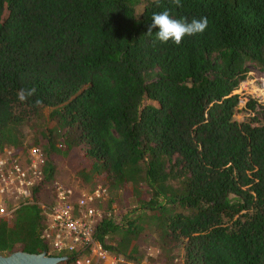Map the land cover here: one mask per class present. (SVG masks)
Returning <instances> with one entry per match:
<instances>
[{
  "label": "trees",
  "instance_id": "1",
  "mask_svg": "<svg viewBox=\"0 0 264 264\" xmlns=\"http://www.w3.org/2000/svg\"><path fill=\"white\" fill-rule=\"evenodd\" d=\"M165 9L208 27L161 44L146 32ZM249 67L264 74V0H0V153L43 155L29 203L0 218V255L54 256L43 212L58 161L82 192L108 189L91 237L109 256L140 264L153 235L149 264H264V106L233 118ZM115 192L134 206L115 211Z\"/></svg>",
  "mask_w": 264,
  "mask_h": 264
},
{
  "label": "built area",
  "instance_id": "2",
  "mask_svg": "<svg viewBox=\"0 0 264 264\" xmlns=\"http://www.w3.org/2000/svg\"><path fill=\"white\" fill-rule=\"evenodd\" d=\"M11 153L9 149L0 153V218L5 219L17 207L29 203L31 188L39 179L43 163V155L37 149L29 151L27 165L14 163ZM103 193L104 189H96L89 194L82 192L74 199L69 188L59 185L51 189L49 206L43 212L49 253L55 257L60 252L74 253L77 256L72 264H124L121 259L109 256L91 237L100 217L96 206Z\"/></svg>",
  "mask_w": 264,
  "mask_h": 264
},
{
  "label": "rangeland",
  "instance_id": "3",
  "mask_svg": "<svg viewBox=\"0 0 264 264\" xmlns=\"http://www.w3.org/2000/svg\"><path fill=\"white\" fill-rule=\"evenodd\" d=\"M144 4L145 3L143 1L135 6L136 15L141 13ZM263 79H264L263 73L257 71L254 68L249 67L246 72L244 81H242L238 85L236 90L233 92V94H236L239 96L238 98L239 101L236 107V111L233 115L234 120H236L237 122L242 121L243 118L248 115L245 109V104L248 99H253L258 104H261L262 106H264V93L261 91V88L259 86L260 81ZM47 113H48V110H44L42 112L43 116H46ZM33 133H34V130L30 128L29 124L23 128V135L25 136L27 142L32 137ZM37 150L40 151L39 149ZM18 162L24 163L23 159L18 160ZM59 185L71 189L73 192L74 199H76L82 193V191L89 188V186H80L75 181V179H73L72 173L68 169V167L64 163L57 161L55 163V172L53 175V182L47 184V187L48 188L52 187L51 189L54 190V188ZM96 189H104V193L101 194L100 198L105 196L106 192L108 191V189L101 188V187H96L95 190ZM112 197L115 200L112 204V208L115 211L120 210V211L126 212L127 210H130L134 206L135 202L132 199H127V200L122 199L119 192L113 193ZM150 237L151 238H148V237L141 238L139 242L137 243L138 253L142 258V260L140 261V264H144V263L149 264L151 262L153 263L154 260L158 256V249L153 241L155 237L153 235ZM124 264H129V263H124Z\"/></svg>",
  "mask_w": 264,
  "mask_h": 264
},
{
  "label": "clouds",
  "instance_id": "4",
  "mask_svg": "<svg viewBox=\"0 0 264 264\" xmlns=\"http://www.w3.org/2000/svg\"><path fill=\"white\" fill-rule=\"evenodd\" d=\"M171 3L177 7L181 6V0H171ZM151 21L152 23L147 26V36H152L153 30L157 29V31H155L156 41L161 44H166L171 41L177 46L182 43L185 37H193L203 34L209 24L206 17H201L199 19L192 18L191 21L187 18H173L168 9L154 13ZM35 95V87L21 88L17 92V99L23 103ZM41 104L42 100L39 98L34 101L35 106H40Z\"/></svg>",
  "mask_w": 264,
  "mask_h": 264
},
{
  "label": "water",
  "instance_id": "5",
  "mask_svg": "<svg viewBox=\"0 0 264 264\" xmlns=\"http://www.w3.org/2000/svg\"><path fill=\"white\" fill-rule=\"evenodd\" d=\"M66 261L65 257H51L44 252L40 254H27L18 251L9 255H0V264H60Z\"/></svg>",
  "mask_w": 264,
  "mask_h": 264
},
{
  "label": "bare ground",
  "instance_id": "6",
  "mask_svg": "<svg viewBox=\"0 0 264 264\" xmlns=\"http://www.w3.org/2000/svg\"><path fill=\"white\" fill-rule=\"evenodd\" d=\"M262 88H261V90L263 91V93H264V81L262 82V86H261Z\"/></svg>",
  "mask_w": 264,
  "mask_h": 264
}]
</instances>
